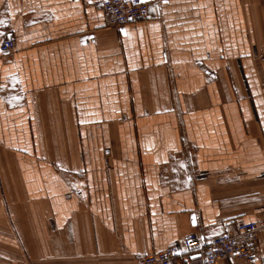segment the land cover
<instances>
[{"label":"crops","instance_id":"crops-1","mask_svg":"<svg viewBox=\"0 0 264 264\" xmlns=\"http://www.w3.org/2000/svg\"><path fill=\"white\" fill-rule=\"evenodd\" d=\"M96 1L0 0V264H139L264 206V0Z\"/></svg>","mask_w":264,"mask_h":264},{"label":"built area","instance_id":"built-area-1","mask_svg":"<svg viewBox=\"0 0 264 264\" xmlns=\"http://www.w3.org/2000/svg\"><path fill=\"white\" fill-rule=\"evenodd\" d=\"M101 9L105 27L120 29L126 25L146 21L150 17V2L147 0H101L92 3ZM16 43L4 40L2 53L14 51ZM264 233V206L259 218L242 222L233 230L219 236L208 237L204 233L188 235L181 245L151 253L139 259V264H218L233 259L254 264L259 259L260 235Z\"/></svg>","mask_w":264,"mask_h":264},{"label":"snow or ice","instance_id":"snow-or-ice-1","mask_svg":"<svg viewBox=\"0 0 264 264\" xmlns=\"http://www.w3.org/2000/svg\"><path fill=\"white\" fill-rule=\"evenodd\" d=\"M141 2H143V0H141Z\"/></svg>","mask_w":264,"mask_h":264}]
</instances>
